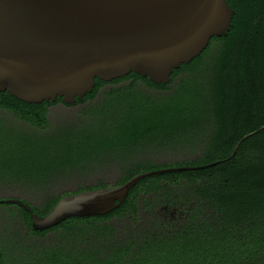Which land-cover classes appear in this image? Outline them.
Returning a JSON list of instances; mask_svg holds the SVG:
<instances>
[{"label": "trees", "instance_id": "obj_1", "mask_svg": "<svg viewBox=\"0 0 264 264\" xmlns=\"http://www.w3.org/2000/svg\"><path fill=\"white\" fill-rule=\"evenodd\" d=\"M227 3L228 35L166 85L96 80L72 105L0 93V143L15 146L0 152V200L46 216L66 196L229 159L264 126V0ZM0 264H264V130L223 163L140 180L105 215L34 231L0 203Z\"/></svg>", "mask_w": 264, "mask_h": 264}, {"label": "water", "instance_id": "obj_2", "mask_svg": "<svg viewBox=\"0 0 264 264\" xmlns=\"http://www.w3.org/2000/svg\"><path fill=\"white\" fill-rule=\"evenodd\" d=\"M234 11L227 0H0V93L28 104L82 101L96 80L135 73L168 84L174 70L198 58L214 37L227 36ZM245 136L236 146L253 135ZM227 159V160H229ZM165 169L140 174L115 189L62 198L46 216L21 200L34 231L71 217L101 216L118 208L142 179L213 167Z\"/></svg>", "mask_w": 264, "mask_h": 264}, {"label": "rangeland", "instance_id": "obj_3", "mask_svg": "<svg viewBox=\"0 0 264 264\" xmlns=\"http://www.w3.org/2000/svg\"><path fill=\"white\" fill-rule=\"evenodd\" d=\"M11 144H12V142L11 141H9V140H5V141H3V142H1L0 143V152H3V151H13V150H15L13 147H15V146H12L11 147ZM14 144V143H13ZM8 146L10 147V148H8ZM9 149V150H8Z\"/></svg>", "mask_w": 264, "mask_h": 264}]
</instances>
